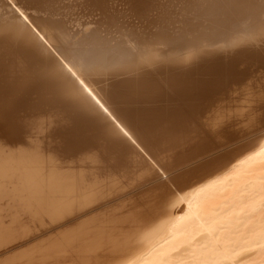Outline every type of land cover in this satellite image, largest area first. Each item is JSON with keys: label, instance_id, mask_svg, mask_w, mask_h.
Returning <instances> with one entry per match:
<instances>
[{"label": "bare ground", "instance_id": "bare-ground-1", "mask_svg": "<svg viewBox=\"0 0 264 264\" xmlns=\"http://www.w3.org/2000/svg\"><path fill=\"white\" fill-rule=\"evenodd\" d=\"M0 264H264V0H0Z\"/></svg>", "mask_w": 264, "mask_h": 264}, {"label": "rangeland", "instance_id": "rangeland-1", "mask_svg": "<svg viewBox=\"0 0 264 264\" xmlns=\"http://www.w3.org/2000/svg\"><path fill=\"white\" fill-rule=\"evenodd\" d=\"M241 69H242V68H241ZM220 97H222V98H219V99H220V100H223L224 102H228L229 100L237 99V98H238V97H236V96H234V95L230 96L229 98H227V97H226V98H225V97L223 98V96H220ZM214 99H217V98L214 97L213 100H214ZM215 101H216V100H215Z\"/></svg>", "mask_w": 264, "mask_h": 264}]
</instances>
